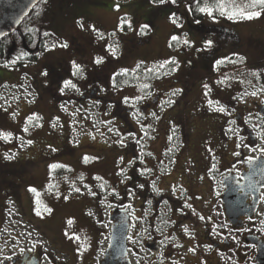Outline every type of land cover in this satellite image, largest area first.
<instances>
[{
    "label": "flooded vegetation",
    "instance_id": "1",
    "mask_svg": "<svg viewBox=\"0 0 264 264\" xmlns=\"http://www.w3.org/2000/svg\"><path fill=\"white\" fill-rule=\"evenodd\" d=\"M154 2L170 8L172 5V14L180 12L184 17L177 22H173L172 14L158 19L172 27L165 48H160L165 54L149 50L153 30L150 28L149 34L143 33V19L142 31L127 40V49L130 53L134 49L143 51V58L137 62L139 67L136 66L139 85L144 86L146 82L153 85L160 78H170L157 87L154 84V94L144 95L129 107L112 97V91L119 88L126 75L122 66L110 73L119 61L121 49L125 48L121 40L109 41L104 50L97 46L99 53L105 52L108 56L93 55L94 68L89 57L87 60L82 55L84 47L76 41L74 50L66 49V53L73 50L74 57L66 56L62 62L47 60L54 52L52 46L43 52L38 62L23 66V69L34 68L43 62L29 89H35L38 95L45 93L52 102L59 99L63 104L102 103L112 108L109 117L117 118L115 113H120L122 129L129 133L127 137H133L125 142L137 151H133L129 160L114 162L112 173L120 177V182L105 191L108 204L114 209L107 216L104 246L99 248L96 243L93 249V243L77 238L74 260L62 253L67 259L63 257L58 263L264 264V82L259 77H251V92L243 97L238 81L218 77V72L228 67L227 62L239 57L247 60L255 56L259 59L255 64H261L264 69V39L251 31L245 32L247 34L239 31L236 23L215 21L212 15L195 13L185 4ZM68 7L65 0L54 7L58 16L61 14V21L74 19L75 14ZM122 12L123 18L127 13L130 16L139 13L135 7L124 8ZM51 13L52 8L49 16ZM58 26L61 27L60 23ZM132 27L133 22L127 32H131ZM116 31L126 33L121 23ZM174 36L181 42L179 48H173ZM103 37L105 39V35ZM111 49L116 50L115 55ZM82 57L86 64L80 68L78 76L74 74L73 62H81ZM98 57L102 62H96ZM148 59L152 61L147 62ZM172 60L175 63H165ZM161 64L164 66L160 67ZM0 65L15 67L12 60ZM211 75L220 83L213 94L205 87ZM65 81H71L75 90L68 91ZM213 96L217 99H207ZM221 107L225 110L219 111ZM53 110H57L55 104ZM85 110L90 111L84 115L92 112L91 109L78 112ZM130 116L141 122L139 132L133 128L134 120ZM96 121L108 125L113 122L98 117ZM148 121L156 125H145ZM158 125L165 129L159 145L154 146L144 132L156 131L154 127ZM158 151L160 156H157ZM82 160L84 164L90 159ZM151 163L154 166H150ZM25 171L28 169L18 170ZM2 173L11 174L0 168V175ZM94 178L102 177L95 175ZM116 229L125 234L123 252L113 249L112 236ZM11 238H2L3 247L0 237V264H58L48 262L49 256L35 244L26 246L28 242L15 256L11 255L8 251L16 246Z\"/></svg>",
    "mask_w": 264,
    "mask_h": 264
},
{
    "label": "rangeland",
    "instance_id": "2",
    "mask_svg": "<svg viewBox=\"0 0 264 264\" xmlns=\"http://www.w3.org/2000/svg\"><path fill=\"white\" fill-rule=\"evenodd\" d=\"M59 1L63 0H43L40 10L36 12L39 17H33L37 26H42L43 20L48 19V25L51 24L50 32L55 36V47L52 48L54 52L50 51L52 54L47 60L62 62L66 56L74 57L73 47L76 41L84 47L82 55L86 56L87 60L89 57L93 67V57L99 54L104 58L108 56L105 52L99 53V48L104 50L109 41L121 40L125 48L121 49L119 61L115 62V67L110 73L121 66L127 72L126 78L117 86L119 88L112 91L113 98L120 99L129 107L140 101L144 95L148 97L149 94H154V84L157 87L161 82H168L169 76L160 78L153 85L146 82L147 87L139 85L136 80L129 81V76L135 78L139 74L136 66L143 58V51L134 49L130 53L127 49V40L134 39L136 34L142 31L143 24L144 34H149L150 28L153 30L152 36L149 37L151 40L149 50L165 54L160 48H165L172 27L167 21L159 22L158 19L162 16L171 17L173 13L171 4L170 8L157 5L152 0H65L70 12L75 16L70 21H61V14L58 16L57 9L54 8ZM225 1L230 3L229 6H225L229 10L251 3V0ZM128 7L137 8L139 13H132V16L127 13L123 18L122 11ZM51 8L52 13L49 16ZM172 16L175 22L184 19L180 12ZM212 16L215 21L236 23L239 31L244 33L251 31L259 39H264V13L259 18L251 20L238 17L228 19L227 15H221L217 8L212 11ZM131 22L132 30L127 32L130 30ZM59 23L61 27L58 26ZM120 23L125 34L120 33L122 29L120 32L116 31ZM65 43L67 47H62L61 45ZM180 46L182 45L179 40L173 44V48ZM66 49L73 50L66 53L68 52ZM86 59L82 57V61L77 65L80 68L85 67ZM257 60L259 59L255 56L247 60L243 57L231 59L228 64L226 63L228 67L218 72V77L221 76L231 82L238 81L237 84L242 86L240 94L246 97L251 92V77H259L264 82V69L261 64H255ZM42 63L34 68L25 69L0 65V134H10L7 139L0 135V168L11 173L0 175V237L2 239L5 236H12L10 240L15 242L16 246L8 251L11 255L15 256L28 242L26 246L32 247L35 244L41 248L49 256L48 262L58 263L63 257L67 259L66 256H61L62 253L74 260L77 238L93 243L91 245L93 249L96 243L99 248L104 246L107 216L114 209L108 204L105 191L113 189L112 185L120 182V177H114L112 173L115 169L114 162L116 159L129 160L137 151L136 147L133 149L126 143L133 137H127L129 133L122 129L120 113H115L117 118L109 117L111 107H105L102 103L63 104L59 99L52 102L45 93L38 95L35 89L30 90L33 76L40 72ZM74 71L80 76L79 72ZM206 85L213 94L218 91L220 83L217 77L211 75L206 79ZM67 90L73 91L75 87H69ZM53 104L57 108L55 111ZM83 109H91L92 112L86 115L84 114L90 110L78 112ZM95 114L101 120L113 122L110 125L98 123ZM130 119L134 120L131 116ZM132 123L133 128L139 132L138 126L141 124L139 119ZM145 125L155 126L156 122L152 124L148 121ZM154 129L156 131L146 130L144 135L150 140V144L158 146L165 128L158 125ZM128 130L130 132V129ZM29 141L31 143H28ZM157 156H160L159 151ZM85 157L90 160L82 164ZM92 162L97 165H90ZM51 165L58 167L51 168ZM149 165L154 166L152 163ZM21 169L28 171L18 172ZM95 175L102 178H94ZM149 182L153 183L152 178H149ZM113 197L114 195L111 196ZM119 200L118 198L117 202ZM37 211L40 215H37ZM3 241L2 239L1 244L4 247Z\"/></svg>",
    "mask_w": 264,
    "mask_h": 264
},
{
    "label": "trees",
    "instance_id": "3",
    "mask_svg": "<svg viewBox=\"0 0 264 264\" xmlns=\"http://www.w3.org/2000/svg\"><path fill=\"white\" fill-rule=\"evenodd\" d=\"M165 2L173 5L185 4L195 13H201L199 9L203 7L216 10V5L220 3H223L225 6L230 5V3L225 0H175V2H173V0H165ZM37 10H40V5L13 35L0 41L1 63L12 60L15 67L18 68L36 63L43 52L54 45L55 36L50 32L51 26L48 25V19L45 20L43 18L44 23L42 26H37V23L35 24L33 17H39L38 14H36ZM45 33L48 35H45ZM125 78L124 76L122 81ZM128 79L131 82L136 80V82L139 83L140 81L137 77L132 78L129 76Z\"/></svg>",
    "mask_w": 264,
    "mask_h": 264
},
{
    "label": "water",
    "instance_id": "4",
    "mask_svg": "<svg viewBox=\"0 0 264 264\" xmlns=\"http://www.w3.org/2000/svg\"><path fill=\"white\" fill-rule=\"evenodd\" d=\"M42 0H0V41L13 35ZM117 230V229H116ZM113 233V249L123 252L125 234ZM32 264H37L36 262Z\"/></svg>",
    "mask_w": 264,
    "mask_h": 264
},
{
    "label": "snow or ice",
    "instance_id": "5",
    "mask_svg": "<svg viewBox=\"0 0 264 264\" xmlns=\"http://www.w3.org/2000/svg\"><path fill=\"white\" fill-rule=\"evenodd\" d=\"M160 3H164L165 0H159ZM173 2H175V0H173ZM217 8H219L220 10V14L221 15H227V18L228 19H234V18H241V19H248V20H251V19H255V18H259L262 13H264V0H251V3L249 4H246L244 5V7H235L231 10H229L228 8L225 7V5L223 3H220L218 5H216ZM256 9H259V10H256ZM201 12H206L208 13V15H212V8H209V7H203V8H200L199 9ZM175 22V21H173ZM45 35H48L47 33H45ZM173 40H176L177 37H172ZM185 43H187V41H185ZM208 44H211V41L208 42ZM62 47H67V44H63L61 45ZM53 47H55V45H53ZM112 52H113V55L116 54V50L115 49H111ZM97 63H100L102 62V58H97L96 60ZM165 63H175V60H172V61H166ZM221 63L220 61H217V64ZM164 64H161L160 67H163ZM73 67L74 69H76V71H80V66L75 64V62H73ZM137 67H139V65H137ZM123 72H127V70H122ZM75 74V72H74ZM64 87H72L74 88L75 85L72 84L71 81H65L64 82ZM145 87H147L145 85ZM205 87L207 88V85H205ZM63 90V89H62ZM179 91V90H177ZM253 95H255L256 93H252ZM125 101L127 102V98H125ZM209 104H212L211 101H209ZM225 109L223 107L219 108V111H224ZM30 120L32 118H29ZM27 130V129H25ZM3 136L4 139H7L8 136L10 134H0ZM28 143H31V141H29ZM264 151V150H262ZM238 155V153H237ZM89 158L88 157H85V161H87ZM249 162H251L252 158L249 157ZM51 168H56L58 167V165H51L50 166ZM32 191H35V189H32ZM76 191H79V189H76ZM50 211V210H49ZM37 215H40L39 211H37ZM69 223H71V221H69ZM190 251H194V250H191Z\"/></svg>",
    "mask_w": 264,
    "mask_h": 264
}]
</instances>
